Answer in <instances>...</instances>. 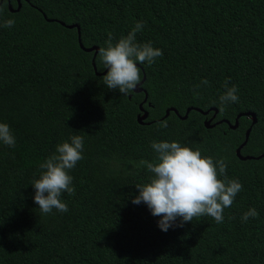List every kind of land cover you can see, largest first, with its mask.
<instances>
[{"label": "trees", "instance_id": "trees-1", "mask_svg": "<svg viewBox=\"0 0 264 264\" xmlns=\"http://www.w3.org/2000/svg\"><path fill=\"white\" fill-rule=\"evenodd\" d=\"M0 9V21H15L0 26V122L16 140L0 142V264H264V0H2ZM137 21L136 41L163 55L137 62L141 90L123 95L104 84L98 51ZM68 24L98 47L96 69ZM226 80L239 100L222 111ZM245 112L255 121H224ZM249 127L240 152L253 157L241 159ZM71 135L83 137V159L69 170L75 193L61 195L67 212L42 214L31 181ZM162 140L225 159L243 189L222 224L177 218L165 232L132 202L151 175L133 162L153 161L151 142ZM250 208L258 217L242 222Z\"/></svg>", "mask_w": 264, "mask_h": 264}, {"label": "clouds", "instance_id": "clouds-1", "mask_svg": "<svg viewBox=\"0 0 264 264\" xmlns=\"http://www.w3.org/2000/svg\"><path fill=\"white\" fill-rule=\"evenodd\" d=\"M3 10L0 9V12ZM15 21H0V26L11 27ZM143 22L137 21L127 35H122L113 42L111 33L106 46L98 51V61L103 64L106 74L103 82L107 88L127 95L141 81L139 64H152L163 52L154 48L150 42L138 43L136 33L143 28ZM207 84V80L202 81ZM225 92L219 97L221 110L223 106L238 102V89L235 85L228 86L224 82ZM198 95V93H197ZM167 127V122L162 123ZM0 142L14 147L16 140L9 125L0 122ZM151 147L156 156L153 161L141 159L133 162L135 168H146L151 174L143 184H136L139 194L133 203L143 202L153 216H158V227L167 232L180 218V225L191 222L194 218L211 217L217 224L224 222V209L230 207L243 186L238 179L229 178L224 158L215 160L204 156L199 149H193L178 141H152ZM83 137L71 135L69 139L56 145V150L39 166L38 178L31 181L35 189L34 201L42 214H49L53 209L67 212L68 206L62 201V193L74 195L73 177L69 170L83 159ZM258 217L255 208H250L242 217V222Z\"/></svg>", "mask_w": 264, "mask_h": 264}, {"label": "water", "instance_id": "water-1", "mask_svg": "<svg viewBox=\"0 0 264 264\" xmlns=\"http://www.w3.org/2000/svg\"><path fill=\"white\" fill-rule=\"evenodd\" d=\"M1 2H2V0H0V3H1ZM8 4H9V7H10V9H11V5H10V3H8ZM61 23H62L63 25L65 24L64 22H61ZM67 26H68V27H74V26H76V28H77V33H78V43H79V46H80L81 48H83V49L86 50V51L94 50V55H93V58H92V64H93L94 68L96 69V67H95V62H94V57H95V55H96V52H97V50H98V47H97V46L84 47L83 44H82V42H81L79 26H78L77 24H68ZM104 72H106V69L103 71V73H104ZM142 81H143V79L140 81L139 84H137V86L135 87L134 91H139V90H141L140 84L142 83ZM145 96H146V95H145ZM145 99H146V98H145ZM189 109H190V108H187V109H186V113H185V115H183V118L187 115V112L189 111ZM169 110H174L175 112H177L176 109H174V108H169V109H167V111H166V115L168 114ZM197 110L200 111V112H203L204 114H207L208 111H209V110L203 111V110L200 109V108H197ZM214 110H215V112L213 113V115H212L209 119H206V120H205L204 123H205L206 126H213V125H214V123H211V120H212V118L216 115L217 109H214ZM146 114H147V113L145 112L143 115H139V116H138V119L141 120V119L145 118ZM240 115H247V116H249V117L252 119V121H255V115H254V113H251V112H245V113H240V114H238L237 117L235 118V122H234V124H231V123H230L228 120H226V119H225L224 121L227 122V123L229 124L230 127L235 128V127H237V125H238V118H239ZM219 121H222V120H219ZM249 132H250V127L247 128V130L245 131V138H244V141H243V142H242V143L236 148V154H237L238 157H240L241 159H247V158H252V157H253V156H251V155H242L241 152H240V149L243 147V145L246 143V141H247V139H248ZM263 155H264V154H260L259 156H263Z\"/></svg>", "mask_w": 264, "mask_h": 264}]
</instances>
